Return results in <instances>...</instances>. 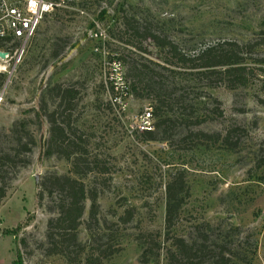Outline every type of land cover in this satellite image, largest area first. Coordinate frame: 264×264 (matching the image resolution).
Segmentation results:
<instances>
[{"label":"rangeland","instance_id":"1","mask_svg":"<svg viewBox=\"0 0 264 264\" xmlns=\"http://www.w3.org/2000/svg\"><path fill=\"white\" fill-rule=\"evenodd\" d=\"M51 1L54 11L22 60H0V179L9 187L0 203V264H13L18 253L23 264H68L64 256L51 254L47 238L59 196L45 192L38 198L42 184L56 175L77 178L97 195L98 222H90L87 201L78 232L81 264L97 250L114 252L103 264H144L143 241L154 242L152 260L159 251L155 242L162 246L158 261L150 264H168L170 243H162L166 187L176 176L184 178L188 194L172 235L189 241L207 235L226 244L230 264H264V0ZM125 16L149 23L190 52L236 43L255 77L230 90L220 76L205 81L187 69L163 71L164 83L173 84V100L180 101L165 123L169 140L149 141L135 122L154 102L130 93L119 104L120 82L112 80V65L120 62L125 77L131 59L163 64L165 54L151 42L143 44L146 53L130 47L137 40L124 26ZM58 87L72 90L71 98L61 103ZM49 116L57 125L71 126L76 133L71 139L96 161L94 172L75 175L73 159L46 156ZM230 129L237 130L235 150L195 136H224ZM31 136L35 144L27 153L24 144ZM128 211L132 217L124 222ZM15 229L17 236L5 235ZM197 254L192 264H214L207 250Z\"/></svg>","mask_w":264,"mask_h":264},{"label":"trees","instance_id":"2","mask_svg":"<svg viewBox=\"0 0 264 264\" xmlns=\"http://www.w3.org/2000/svg\"><path fill=\"white\" fill-rule=\"evenodd\" d=\"M124 26L127 30L133 31V37L137 41L129 42L128 45L141 52H147L144 48L145 42H151L154 47L165 54V60L162 63L148 61L149 64L140 63V61L131 59L126 63V82L128 91L138 99H151L154 102L153 117L158 119L154 124V130L142 133L149 141H168V129L165 126L166 121L170 120L168 114L173 112L175 103L180 100H173L172 93L169 90L173 84L168 86L164 83L162 72L176 74L177 69H187L192 75L205 81L212 80V77L220 76L222 84L230 90H236L246 86L254 77V70L247 65V58L242 47L236 43H223L214 46H206L195 52L187 51L178 43L165 36L163 33L152 29L149 23L141 22L134 16L124 17ZM120 58H118L119 60ZM1 76V75H0ZM2 77V76H1ZM58 97L61 103L71 98L72 90L58 87ZM115 87L112 86L114 91ZM173 114V113H172ZM52 135L47 142L46 156L51 157L55 154L63 155L68 160L73 159V172L75 175H87L95 171L94 162L89 161V155L77 140L71 139V126L57 125L55 119L49 116ZM238 130V128H237ZM230 129L224 136L221 134L197 133L198 141L201 143L218 144L222 142L230 150H235L239 143L234 141V135L237 131ZM71 133V134H69ZM78 140H81L78 138ZM29 144L34 145L35 140L31 136L29 141L24 144L25 151L31 152ZM9 155H6L7 159ZM105 173V171H100ZM0 203L6 198L8 186L4 179H0ZM43 191L38 198L43 200L44 193L52 197L55 194L59 196L57 202L58 215L48 222L47 238L51 244L49 251L51 254L64 256L68 264H81L80 253L84 252L78 241L79 228L82 225V219L86 210L87 201L91 202L90 222H98L96 216L97 195L88 190L85 184L72 176H53L42 184ZM188 194V187L183 177H174L166 187V229L167 234L162 243H170L167 251L168 264H192L197 258V253L208 251L214 264H230L232 255L226 244L211 241L210 237L203 236L201 240H187L186 238L172 235V229L176 226L178 215L184 205L185 196ZM129 218H121L128 222L132 214L128 211ZM127 219V220H126ZM198 228V227H197ZM199 229V228H198ZM88 230L93 235L91 224H88ZM19 230H6V236H17ZM143 241V240H142ZM161 242V241H160ZM152 242L143 241L147 247L142 254L144 264L157 262L160 257L161 244L155 242L157 254L155 258H149L150 253L154 252ZM114 252L97 250L93 255L86 258V264H103L111 257ZM97 255V256H96ZM210 258V259H211ZM211 262V261H210ZM207 263V262H206ZM13 264H23L21 254L18 253L17 259ZM198 264H205L201 261Z\"/></svg>","mask_w":264,"mask_h":264},{"label":"built area","instance_id":"3","mask_svg":"<svg viewBox=\"0 0 264 264\" xmlns=\"http://www.w3.org/2000/svg\"><path fill=\"white\" fill-rule=\"evenodd\" d=\"M54 8L55 3L51 0H0V45H7L9 50L0 49V52L6 53V60L11 59L17 63L22 60L28 43L35 37L44 18L52 13ZM112 67L116 75L112 80L117 79L121 89V97L116 100L122 104L123 98L131 94L121 63L116 61ZM154 124L153 110L147 109L136 119L135 128L142 134L153 131Z\"/></svg>","mask_w":264,"mask_h":264},{"label":"water","instance_id":"4","mask_svg":"<svg viewBox=\"0 0 264 264\" xmlns=\"http://www.w3.org/2000/svg\"><path fill=\"white\" fill-rule=\"evenodd\" d=\"M0 58L5 59L6 58V53L5 52H0ZM36 182H38V177L36 178Z\"/></svg>","mask_w":264,"mask_h":264}]
</instances>
